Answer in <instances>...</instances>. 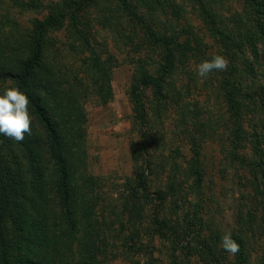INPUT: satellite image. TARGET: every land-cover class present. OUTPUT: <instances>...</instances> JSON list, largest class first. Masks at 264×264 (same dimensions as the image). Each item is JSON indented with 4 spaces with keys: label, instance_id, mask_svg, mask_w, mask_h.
<instances>
[{
    "label": "rangeland",
    "instance_id": "1",
    "mask_svg": "<svg viewBox=\"0 0 264 264\" xmlns=\"http://www.w3.org/2000/svg\"><path fill=\"white\" fill-rule=\"evenodd\" d=\"M25 1L39 6L21 8L15 0H0V33L19 50L35 19L60 16L66 1L71 2ZM128 1L138 18L115 0H98L97 6L87 3L74 27L73 10H67L45 35L48 47L41 61V69L52 72L74 106L85 176L80 184L97 221L107 226L101 237L110 242L108 264H235V256L221 244L229 232L242 242L248 264H264L261 185L252 169L231 154L233 127L219 71L200 78L196 70L215 55L245 67L249 54L228 52L208 30L194 0ZM222 2L224 20L235 28L231 14L241 11L243 3ZM148 28L176 43L173 68L167 44L150 37ZM80 37L89 40L88 51L77 46ZM95 56L111 74L110 89L101 95L84 64ZM145 70L162 79L163 88L141 86L140 104L132 90ZM253 110L260 115L262 109L248 102L247 113ZM246 128L239 154L249 161L254 138L251 127ZM193 146L201 149L202 183L193 174ZM163 217L167 230L160 228Z\"/></svg>",
    "mask_w": 264,
    "mask_h": 264
},
{
    "label": "trees",
    "instance_id": "2",
    "mask_svg": "<svg viewBox=\"0 0 264 264\" xmlns=\"http://www.w3.org/2000/svg\"><path fill=\"white\" fill-rule=\"evenodd\" d=\"M15 1L21 8L39 6L36 2ZM97 1H66V10L60 16L35 19L32 33L27 31L25 37L28 42L20 50L0 33V94L7 87H18L29 96L33 116L31 135L25 134L23 141L0 134V264H108L110 257L105 250L110 242L101 237L104 226L97 221L96 211L80 184L85 176L79 166L77 138L80 135L74 106L52 72L41 69L48 47L45 38L48 30L67 16V10H73L72 25L76 24L80 11L88 8L87 3L97 6ZM115 1L121 10L132 11L131 1ZM194 1L200 6L208 30L222 40L228 52L249 54L245 67L229 64L219 73L233 127L231 154L252 169L257 185H261L264 221V0H240L243 9L231 14V19L237 23L235 28L228 27L224 20L222 0ZM132 13L139 16L136 9ZM148 32L157 42L167 44V62L173 68L177 61L176 43L169 41L168 36L162 37L155 29L148 28ZM79 41L77 46L88 51L89 40L80 37ZM84 64L100 95L110 89L111 74L96 56L91 62L85 58ZM243 73L247 75L245 79H241ZM244 84L249 86L247 90ZM141 86L162 90V79L156 78L151 70L140 72L139 84L132 90L140 104ZM248 102L255 109H262L260 115L254 110L247 113ZM246 125L251 127L254 138L253 157L249 161L239 154L248 136ZM192 150L193 174L202 183L200 146H193ZM8 151L11 158H7ZM172 190L170 186L167 193ZM133 196L137 199L134 193ZM164 202L169 205L166 197ZM166 220L162 218L161 230L170 228ZM128 224L127 219L121 231H125ZM234 240L240 245L235 264H248L242 242ZM126 242L129 245V239Z\"/></svg>",
    "mask_w": 264,
    "mask_h": 264
},
{
    "label": "clouds",
    "instance_id": "3",
    "mask_svg": "<svg viewBox=\"0 0 264 264\" xmlns=\"http://www.w3.org/2000/svg\"><path fill=\"white\" fill-rule=\"evenodd\" d=\"M229 61L222 55H215L211 60H204L197 65L200 78H207L213 71H225ZM29 96L18 87H7L0 94V134L20 142L25 134L31 135L33 116L30 111ZM222 248L232 256L238 254L240 245L231 233L222 236Z\"/></svg>",
    "mask_w": 264,
    "mask_h": 264
}]
</instances>
